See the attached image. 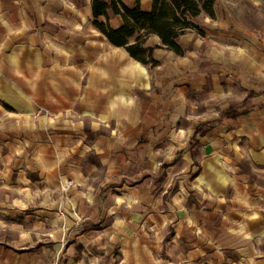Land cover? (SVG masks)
Returning <instances> with one entry per match:
<instances>
[{
	"label": "crops",
	"instance_id": "obj_1",
	"mask_svg": "<svg viewBox=\"0 0 264 264\" xmlns=\"http://www.w3.org/2000/svg\"><path fill=\"white\" fill-rule=\"evenodd\" d=\"M114 1L119 9L139 6L149 13L154 0ZM107 15L97 21L115 31L123 26L112 9ZM94 22L91 0H0V106L25 117L1 116L0 143L22 135L27 144H42L49 153L51 142L65 143L70 132L82 131L81 156L94 152L102 172L112 175L96 188V213L83 214L87 196L76 191L67 201L54 202L64 214L49 209L41 213L53 226L47 231L52 238L48 263L58 257L60 264H103L97 253H108L133 232L124 214L116 211L154 200L158 212L169 207L178 227L187 222L219 249L233 250L250 264H264V115L257 106L264 90L256 87L257 71L246 70L248 77L240 82L244 96L235 104L238 112H248L224 118L205 135H196L201 124L211 122V117H195L208 92L212 66L200 25L191 21L196 28L177 39L181 54L164 47L156 35L145 38L143 48L151 54L152 66L110 44ZM231 106L224 105L222 112ZM88 134L94 135L90 143L85 142ZM132 149L144 160L139 179L155 174L153 180L134 184L133 190L128 184L117 185ZM63 153L54 166L60 167L70 154L67 149ZM37 157L38 171L50 172L43 156ZM72 163L66 159L64 165ZM97 170L91 166L87 174ZM85 178L82 174L75 179H82L83 190L90 187ZM148 189L155 190L154 196ZM105 202L114 205L111 222L123 221L119 228L80 226L90 219L103 220ZM35 243L27 235L20 241L0 236V264H44Z\"/></svg>",
	"mask_w": 264,
	"mask_h": 264
},
{
	"label": "rangeland",
	"instance_id": "obj_2",
	"mask_svg": "<svg viewBox=\"0 0 264 264\" xmlns=\"http://www.w3.org/2000/svg\"><path fill=\"white\" fill-rule=\"evenodd\" d=\"M214 1V19L201 12L191 20L204 30L201 32L209 42L212 57L210 86L207 87L208 92L201 98L204 104L200 100V105H197L195 111V117L205 116L207 119L211 117V122L202 126V130L212 129L215 123L219 124L226 118L222 117L223 113L228 111L222 112L224 105L232 104L230 109L240 113L236 110L235 104L244 96L241 83L248 77L247 69L252 68L257 71L254 75L258 81L256 87L259 91L264 90V0ZM251 96L254 94H250ZM257 106L264 115V98ZM246 108L250 106L248 107L247 104ZM244 112L246 114L248 111L242 113ZM1 116L6 119L19 117L25 121V117L14 115L5 105L0 106V118ZM102 134L105 135L106 132ZM24 138L21 135L15 140L0 143V215L2 216L0 236L2 239L20 241L27 235L28 239L36 242L33 245L35 250L43 252L44 264H47L49 262L47 247L52 245V238L47 235V231L53 226H49L47 218H43L41 213L49 209L52 213L64 214L54 202L67 201L71 198V191L86 194L87 197H83L85 199L83 214L96 213L98 208L96 188L109 181L112 175L102 172L104 168L94 152H90L86 157L81 156L82 131L70 132L65 143L51 142L48 145L49 153L42 144H27ZM93 139L94 135L88 134L85 142L90 143ZM78 147L79 150H76ZM43 149L46 154L43 153ZM65 149L69 150L70 154L60 167L54 166L59 156L64 155ZM130 154V163L121 167L124 177L117 185L128 184L133 190L134 184H138L140 180L147 179V182L150 178L153 180L152 176L155 174L147 173L139 179L137 173L141 165L139 163L144 160L136 149H132ZM39 155L43 156L41 158L50 165V172L42 174L38 171L40 170L37 163ZM66 159L76 164L64 165ZM48 164L46 165L49 166ZM91 166H96L98 170L87 174ZM82 174L86 176L85 182L90 183V187L85 190L82 188L84 185L80 184L83 182L82 179H78V183L75 182V179L82 178ZM66 179L74 183V188L68 194H64L61 190L62 182ZM146 192L154 196L155 190L148 189ZM49 200L52 202L48 207L46 201ZM102 207L103 220L90 219L87 222H80V226H84L85 230L98 231L106 230L113 224H116L115 229L119 228L123 221L112 223V218H108L114 205L110 202L107 205L105 202ZM69 211L74 213L75 209L71 208ZM116 212L120 216L124 214L125 223H129L133 232L121 244L119 243L120 246L116 245V248L108 253L100 251L97 253V258L103 264H250L249 258L242 257L233 250L219 249L214 244V240L203 238L202 231L193 228L189 223L186 222L178 227L170 219L169 207L166 209L161 207V212H158V205L154 200H147L146 204L139 206L121 207ZM32 251L33 248L27 252Z\"/></svg>",
	"mask_w": 264,
	"mask_h": 264
},
{
	"label": "trees",
	"instance_id": "obj_3",
	"mask_svg": "<svg viewBox=\"0 0 264 264\" xmlns=\"http://www.w3.org/2000/svg\"><path fill=\"white\" fill-rule=\"evenodd\" d=\"M92 15L95 19L94 26L100 30L107 40L115 47L125 48L129 55L138 62L148 65H155L151 54L143 48L144 39L150 35L160 37L164 47L181 54L177 39L184 35L188 29H195L191 22L201 12L206 13L211 19L215 18L214 0H154L152 11L142 12L140 7L129 9L121 5L119 9L114 0L106 3L103 0H91ZM112 9L114 14L121 16L123 26L119 30H112L107 24L100 23L97 20L101 17H108L107 11ZM137 38L135 44L130 45V41ZM245 115L237 113L230 109L223 113L222 117L237 118ZM201 124L196 135H205L209 130H202Z\"/></svg>",
	"mask_w": 264,
	"mask_h": 264
},
{
	"label": "built area",
	"instance_id": "obj_4",
	"mask_svg": "<svg viewBox=\"0 0 264 264\" xmlns=\"http://www.w3.org/2000/svg\"><path fill=\"white\" fill-rule=\"evenodd\" d=\"M74 188L73 181L66 179L62 182L61 190L64 194H68ZM48 264H60V259L57 257L54 261Z\"/></svg>",
	"mask_w": 264,
	"mask_h": 264
}]
</instances>
